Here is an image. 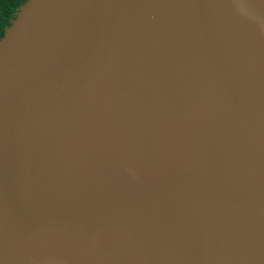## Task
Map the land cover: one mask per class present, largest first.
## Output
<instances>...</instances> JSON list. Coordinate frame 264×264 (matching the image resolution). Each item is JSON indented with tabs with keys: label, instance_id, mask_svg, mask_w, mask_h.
<instances>
[{
	"label": "water",
	"instance_id": "water-1",
	"mask_svg": "<svg viewBox=\"0 0 264 264\" xmlns=\"http://www.w3.org/2000/svg\"><path fill=\"white\" fill-rule=\"evenodd\" d=\"M0 264H264V0H27L0 40Z\"/></svg>",
	"mask_w": 264,
	"mask_h": 264
},
{
	"label": "bare ground",
	"instance_id": "bare-ground-1",
	"mask_svg": "<svg viewBox=\"0 0 264 264\" xmlns=\"http://www.w3.org/2000/svg\"><path fill=\"white\" fill-rule=\"evenodd\" d=\"M87 128H88V137L90 149L93 153V162L95 167L101 168L104 165V160L107 157V153L109 152V143H102L99 138V135L95 133L93 118L90 116L91 114H87Z\"/></svg>",
	"mask_w": 264,
	"mask_h": 264
},
{
	"label": "trees",
	"instance_id": "trees-1",
	"mask_svg": "<svg viewBox=\"0 0 264 264\" xmlns=\"http://www.w3.org/2000/svg\"><path fill=\"white\" fill-rule=\"evenodd\" d=\"M27 0H0V40L5 36V31L16 19L17 13Z\"/></svg>",
	"mask_w": 264,
	"mask_h": 264
}]
</instances>
